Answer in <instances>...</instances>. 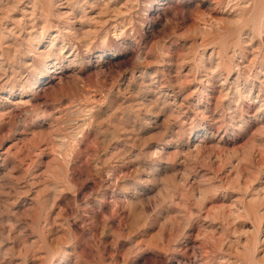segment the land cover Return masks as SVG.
Instances as JSON below:
<instances>
[{
	"label": "rangeland",
	"instance_id": "obj_1",
	"mask_svg": "<svg viewBox=\"0 0 264 264\" xmlns=\"http://www.w3.org/2000/svg\"><path fill=\"white\" fill-rule=\"evenodd\" d=\"M0 264H264V0H0Z\"/></svg>",
	"mask_w": 264,
	"mask_h": 264
},
{
	"label": "bare ground",
	"instance_id": "obj_2",
	"mask_svg": "<svg viewBox=\"0 0 264 264\" xmlns=\"http://www.w3.org/2000/svg\"><path fill=\"white\" fill-rule=\"evenodd\" d=\"M65 11V10H64ZM69 12V11H68ZM66 13V12H65ZM70 13V12H69ZM40 52H44V51H40ZM44 55V54H43Z\"/></svg>",
	"mask_w": 264,
	"mask_h": 264
}]
</instances>
